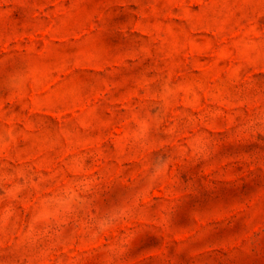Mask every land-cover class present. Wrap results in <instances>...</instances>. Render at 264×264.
Listing matches in <instances>:
<instances>
[{
	"label": "rangeland",
	"instance_id": "374dc122",
	"mask_svg": "<svg viewBox=\"0 0 264 264\" xmlns=\"http://www.w3.org/2000/svg\"><path fill=\"white\" fill-rule=\"evenodd\" d=\"M0 264H264V0H0Z\"/></svg>",
	"mask_w": 264,
	"mask_h": 264
}]
</instances>
